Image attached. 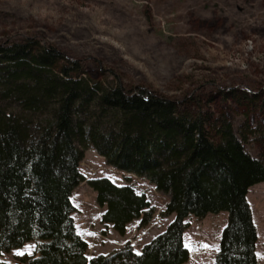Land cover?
I'll use <instances>...</instances> for the list:
<instances>
[{
	"label": "trees",
	"instance_id": "16d2710c",
	"mask_svg": "<svg viewBox=\"0 0 264 264\" xmlns=\"http://www.w3.org/2000/svg\"><path fill=\"white\" fill-rule=\"evenodd\" d=\"M183 98L108 77L94 81L79 62L32 38L0 44V257L35 243L21 264H186L187 219L224 212L214 264H259L248 195L264 184V130L246 126L262 146L257 158L246 149L247 136L225 116L215 118L209 101ZM90 148L169 196L165 213L173 220L140 254L127 246L110 257L88 256L72 196ZM124 182H89L105 209L101 222L122 236L154 214L132 179Z\"/></svg>",
	"mask_w": 264,
	"mask_h": 264
},
{
	"label": "rangeland",
	"instance_id": "374dc122",
	"mask_svg": "<svg viewBox=\"0 0 264 264\" xmlns=\"http://www.w3.org/2000/svg\"><path fill=\"white\" fill-rule=\"evenodd\" d=\"M30 38L79 62L94 81L108 77L175 99L200 96L215 118L225 116L247 136L251 155L262 157L261 144L246 126L264 130V0H0V44ZM81 172L73 217L89 258L110 257L127 246L140 254L172 222L165 213L168 195L146 179L118 171L94 149L86 151ZM125 176L147 196L154 214L149 225L134 221L122 236L101 222L105 209L89 182L108 178L123 186ZM248 199L264 264V184L252 188ZM186 222V264H214L228 214ZM35 251L36 244L28 243L0 261L21 264Z\"/></svg>",
	"mask_w": 264,
	"mask_h": 264
}]
</instances>
